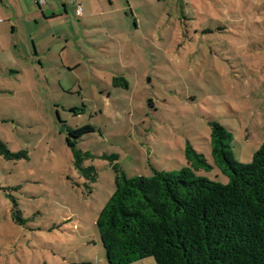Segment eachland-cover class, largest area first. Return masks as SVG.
I'll return each instance as SVG.
<instances>
[{"label":"rangeland","instance_id":"374dc122","mask_svg":"<svg viewBox=\"0 0 264 264\" xmlns=\"http://www.w3.org/2000/svg\"><path fill=\"white\" fill-rule=\"evenodd\" d=\"M112 1L88 26L74 11L40 57L22 37L23 69L0 74V140L27 156L0 155V264H108L96 224L114 165L180 172L191 146L213 166L197 175L227 184L209 122L233 134L238 162L264 143V0Z\"/></svg>","mask_w":264,"mask_h":264},{"label":"trees","instance_id":"16d2710c","mask_svg":"<svg viewBox=\"0 0 264 264\" xmlns=\"http://www.w3.org/2000/svg\"><path fill=\"white\" fill-rule=\"evenodd\" d=\"M114 88L129 89L113 77ZM214 164L228 183L198 176L213 166L191 146L180 172L154 170L128 178L117 166L115 191L101 211L97 228L108 264H264V143L249 163L238 162L233 134L209 122ZM0 155H14L0 140ZM18 204L14 218L22 223Z\"/></svg>","mask_w":264,"mask_h":264},{"label":"crops","instance_id":"0c3cea01","mask_svg":"<svg viewBox=\"0 0 264 264\" xmlns=\"http://www.w3.org/2000/svg\"><path fill=\"white\" fill-rule=\"evenodd\" d=\"M16 2V6H13L11 0H0V18L3 19L0 23V74L5 75L7 72L8 78H11L12 74L20 73L17 68L21 69L24 66L19 53L20 51L23 54H29L24 40L29 43L33 56L40 57L41 54L51 50L48 48L45 51L47 47L45 43L54 39H63L67 35L66 28L75 26L71 18L75 11L72 2L82 5L81 18L84 26L89 25L88 20L91 18L111 13L108 8L115 5V1L112 0H109L110 6L104 0H46V5L43 7L39 6L35 0H16ZM58 31L64 32L55 35ZM9 32L13 37L18 33L22 36L14 42L8 40L9 37L6 38ZM22 37L25 39L23 40ZM40 65L43 66L41 62ZM9 81L10 79L5 83L8 84ZM3 85L0 82V93L5 94L6 91L2 90Z\"/></svg>","mask_w":264,"mask_h":264},{"label":"built area","instance_id":"2783aa9c","mask_svg":"<svg viewBox=\"0 0 264 264\" xmlns=\"http://www.w3.org/2000/svg\"><path fill=\"white\" fill-rule=\"evenodd\" d=\"M35 2L39 6H45L46 5V0H35ZM71 4H74L75 6V14L77 18H81L83 16V10H82V5L77 3L72 2ZM3 22V19L0 18V23Z\"/></svg>","mask_w":264,"mask_h":264}]
</instances>
